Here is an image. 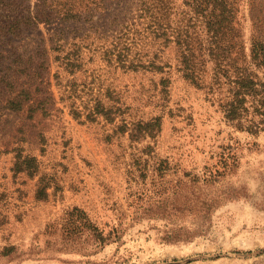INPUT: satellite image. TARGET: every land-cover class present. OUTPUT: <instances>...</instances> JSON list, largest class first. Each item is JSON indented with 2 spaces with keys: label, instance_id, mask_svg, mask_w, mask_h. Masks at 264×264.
Instances as JSON below:
<instances>
[{
  "label": "rangeland",
  "instance_id": "1",
  "mask_svg": "<svg viewBox=\"0 0 264 264\" xmlns=\"http://www.w3.org/2000/svg\"><path fill=\"white\" fill-rule=\"evenodd\" d=\"M139 4L0 0V264H264V130L225 120ZM242 25L248 50L246 5ZM22 88L44 102L32 117L6 107ZM96 99L112 121L86 117ZM156 117L152 134L133 127ZM18 153L35 175L15 172ZM74 207L103 239L68 231Z\"/></svg>",
  "mask_w": 264,
  "mask_h": 264
},
{
  "label": "trees",
  "instance_id": "2",
  "mask_svg": "<svg viewBox=\"0 0 264 264\" xmlns=\"http://www.w3.org/2000/svg\"><path fill=\"white\" fill-rule=\"evenodd\" d=\"M139 3L138 10L144 15L148 14L153 23L158 25L157 28L162 26L161 33L156 36L162 37L164 44L172 45L176 51L177 67L182 76L197 86L204 76H208L205 85L215 97L225 120L236 129L251 134L263 131L264 0H139ZM245 5L250 18L248 50L242 25ZM0 9L3 8L0 6ZM68 63L72 65L66 62L67 66ZM150 65L156 71H163V67L154 60ZM160 81L164 86L169 82L168 77L164 76ZM11 83L7 81V84ZM30 99V90L22 88L7 102L6 107L18 111L28 105L29 116L32 117L38 107H44V102L39 100L33 106ZM117 111L118 107L112 110V106H106L100 99H96L86 117L95 119L97 115H103L112 121ZM71 113L74 117L82 115L81 110L73 104ZM123 126L129 127L126 122ZM134 126L138 132L142 130L145 134H152L153 129L159 127V118L145 122L140 120ZM158 168L166 171L169 166L165 160H160ZM13 169L33 176L38 171L37 158L33 155L22 157L18 153ZM48 187L49 182L40 176L36 197L46 198ZM69 215V232H76L81 226L80 228H86L103 239L98 227L88 220L83 210L74 207ZM78 218L83 220L75 223ZM198 234L196 232L195 235ZM11 249L12 247L6 248L5 253Z\"/></svg>",
  "mask_w": 264,
  "mask_h": 264
}]
</instances>
